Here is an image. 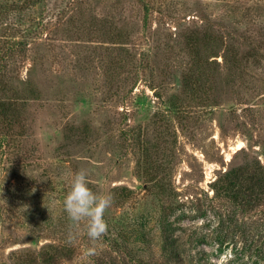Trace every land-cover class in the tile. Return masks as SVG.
<instances>
[{
    "label": "rangeland",
    "instance_id": "1",
    "mask_svg": "<svg viewBox=\"0 0 264 264\" xmlns=\"http://www.w3.org/2000/svg\"><path fill=\"white\" fill-rule=\"evenodd\" d=\"M146 1L149 10L141 0H0L26 7L0 19V30L23 40L8 68L43 90L13 135L0 128V264H33L50 243L77 248L57 264H264V204L243 210L213 189L235 165L252 157L264 165V67L253 70L246 82L257 87L247 93L244 83H221L215 103L200 98L185 113L173 101L189 59L184 33L220 30L240 47L246 36L264 37V0ZM79 11L81 27L65 32ZM90 12L124 23L131 43L108 41ZM83 118L94 136L65 138L64 125ZM144 150L166 167L152 183L137 172ZM81 168L94 192L113 197L91 256L83 229L68 239L63 210L70 175Z\"/></svg>",
    "mask_w": 264,
    "mask_h": 264
},
{
    "label": "trees",
    "instance_id": "2",
    "mask_svg": "<svg viewBox=\"0 0 264 264\" xmlns=\"http://www.w3.org/2000/svg\"><path fill=\"white\" fill-rule=\"evenodd\" d=\"M141 1L149 10L147 1ZM24 8L26 9L25 5H21V3L1 2L0 19L5 14L9 15L17 10L23 11ZM82 12L84 13V10ZM83 13L79 11L76 16L75 13L68 16L63 30L68 33L80 28L83 23ZM88 16L89 19L94 20L95 26H97L96 30L100 33H103L105 28L109 29L107 32L108 41L120 44V46L131 43L133 33L126 29L124 23L120 25L116 21L109 23L106 16H99L94 12H90ZM8 29L0 30V128L5 130L4 133L11 132L13 135L12 131L15 125L23 122V113L26 112L28 103L31 100L40 99L43 90L39 82H36L31 75L26 78L24 83H19L16 80L15 72L8 68V63L14 61L15 57L23 55L24 52L20 47L23 40L15 39L16 35L13 32L9 33ZM183 36L180 42L181 48L187 49L189 59L187 67L182 73V88L173 97L174 102L181 103L182 113L188 110L185 107L192 105L200 98L215 103L214 90L221 83H225L231 88H234L236 83H244L245 85L241 86L246 93L251 88L257 87L256 82L251 85V82L246 81L251 77L254 69L264 67V37L261 35L258 37L246 36L240 43V47H237L233 38L227 37V33H222L220 30L215 32L203 26L192 27ZM181 51L183 50L181 49ZM167 57L169 60L175 59L173 55ZM148 62H146L147 66H150ZM209 67L213 72L209 71ZM153 117L152 121L158 124V112H155ZM85 122L90 123V119L83 118L64 125V137L75 136L86 139L92 136L94 133L89 125H85ZM148 125L146 127H149ZM154 162L149 150L142 151V154L137 158V172L149 183L159 180L158 173L161 168H166L162 164L155 165ZM163 184L164 182L162 189H165ZM120 188L121 195L125 199L132 197L134 189L128 186ZM213 189L217 197H225L243 210H253L264 204V165L258 157H252L220 174L213 183ZM129 229L138 243L148 241L144 230ZM76 251V247L68 244L50 243L44 246L40 253H33L32 261L33 264H57L64 258L72 257Z\"/></svg>",
    "mask_w": 264,
    "mask_h": 264
},
{
    "label": "clouds",
    "instance_id": "3",
    "mask_svg": "<svg viewBox=\"0 0 264 264\" xmlns=\"http://www.w3.org/2000/svg\"><path fill=\"white\" fill-rule=\"evenodd\" d=\"M112 202L111 194L94 192L88 186L87 169L81 168L71 173L63 210L70 221L68 239L71 241L74 233L78 234L83 229L91 241L92 246L86 249L85 256L95 254L97 242L106 235L108 225L104 216Z\"/></svg>",
    "mask_w": 264,
    "mask_h": 264
}]
</instances>
